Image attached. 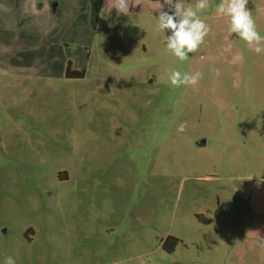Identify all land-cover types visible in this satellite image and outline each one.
I'll use <instances>...</instances> for the list:
<instances>
[{
  "label": "rangeland",
  "instance_id": "1",
  "mask_svg": "<svg viewBox=\"0 0 264 264\" xmlns=\"http://www.w3.org/2000/svg\"><path fill=\"white\" fill-rule=\"evenodd\" d=\"M216 1L180 61L155 0H0V264H264V52L243 79Z\"/></svg>",
  "mask_w": 264,
  "mask_h": 264
},
{
  "label": "clouds",
  "instance_id": "2",
  "mask_svg": "<svg viewBox=\"0 0 264 264\" xmlns=\"http://www.w3.org/2000/svg\"><path fill=\"white\" fill-rule=\"evenodd\" d=\"M155 3L154 10L159 13L157 31L170 32L166 35L167 50L180 61L188 60L189 54L199 50L211 31L210 26L199 15L210 7L209 0H196L194 6L187 7L182 0H163V2L155 0ZM247 4L248 0H220L215 5V13L218 17L229 18V33L236 34L252 51L260 54L264 52V36L257 30L256 21ZM129 6V0H108L106 7L101 9V16H105L106 11L111 8H115L118 15H128ZM165 6L168 8L167 11ZM168 78L172 87L195 86L202 78V73L171 70ZM186 127V123H181L177 131L182 133ZM4 264H16V260L12 256H7Z\"/></svg>",
  "mask_w": 264,
  "mask_h": 264
},
{
  "label": "flooded vegetation",
  "instance_id": "3",
  "mask_svg": "<svg viewBox=\"0 0 264 264\" xmlns=\"http://www.w3.org/2000/svg\"><path fill=\"white\" fill-rule=\"evenodd\" d=\"M220 2V0H217L214 5L212 4L211 9L215 8V5H217ZM226 50L230 54V58L232 60V63H237L238 68L240 69V72L242 74L243 79L246 78L245 70L244 68L247 67L248 60L250 59V53H249V46L242 41L241 42H234L231 44L226 45ZM66 178H61V180H65Z\"/></svg>",
  "mask_w": 264,
  "mask_h": 264
},
{
  "label": "trees",
  "instance_id": "4",
  "mask_svg": "<svg viewBox=\"0 0 264 264\" xmlns=\"http://www.w3.org/2000/svg\"><path fill=\"white\" fill-rule=\"evenodd\" d=\"M66 76L69 78H82L85 76V70H73L72 62L69 61L66 68Z\"/></svg>",
  "mask_w": 264,
  "mask_h": 264
},
{
  "label": "crops",
  "instance_id": "5",
  "mask_svg": "<svg viewBox=\"0 0 264 264\" xmlns=\"http://www.w3.org/2000/svg\"><path fill=\"white\" fill-rule=\"evenodd\" d=\"M39 7H40V8H42V7H43V5H40Z\"/></svg>",
  "mask_w": 264,
  "mask_h": 264
},
{
  "label": "water",
  "instance_id": "6",
  "mask_svg": "<svg viewBox=\"0 0 264 264\" xmlns=\"http://www.w3.org/2000/svg\"><path fill=\"white\" fill-rule=\"evenodd\" d=\"M204 144V142H202Z\"/></svg>",
  "mask_w": 264,
  "mask_h": 264
}]
</instances>
